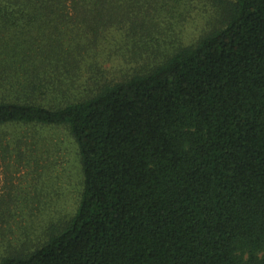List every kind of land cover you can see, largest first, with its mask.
Instances as JSON below:
<instances>
[{
	"label": "trees",
	"instance_id": "obj_1",
	"mask_svg": "<svg viewBox=\"0 0 264 264\" xmlns=\"http://www.w3.org/2000/svg\"><path fill=\"white\" fill-rule=\"evenodd\" d=\"M65 1L0 0V47L12 46L0 89L46 98L39 62L72 55L57 49L60 28L111 11L112 0ZM230 6L146 72H104L93 95L43 104L0 91V126L66 128L82 176L75 214L0 264H264V0Z\"/></svg>",
	"mask_w": 264,
	"mask_h": 264
},
{
	"label": "rangeland",
	"instance_id": "obj_2",
	"mask_svg": "<svg viewBox=\"0 0 264 264\" xmlns=\"http://www.w3.org/2000/svg\"><path fill=\"white\" fill-rule=\"evenodd\" d=\"M71 2L64 3L71 8ZM231 2L112 0L106 18L99 16L90 24L74 22L55 35V44L63 46L57 49L72 55L49 53L61 59L39 62V73L50 80L46 98L10 84L0 91L9 97L24 92L43 104H66L93 95L103 83L104 72L115 81L146 72L170 53L219 28ZM6 35L0 30V41L7 42ZM9 47L0 51L8 52ZM26 53L35 59L45 57L37 49ZM81 190L78 149L66 128L0 126V259L42 244L75 214Z\"/></svg>",
	"mask_w": 264,
	"mask_h": 264
}]
</instances>
